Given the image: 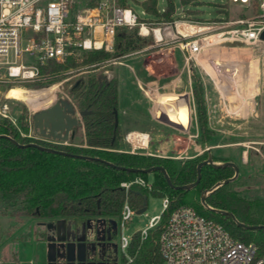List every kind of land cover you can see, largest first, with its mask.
<instances>
[{"label": "trees", "instance_id": "trees-1", "mask_svg": "<svg viewBox=\"0 0 264 264\" xmlns=\"http://www.w3.org/2000/svg\"><path fill=\"white\" fill-rule=\"evenodd\" d=\"M98 1L85 0L89 7H95ZM158 1L144 0L136 1V3L140 4L144 12L154 16L157 21H173L176 13L174 2L168 0L166 8H163L164 11L161 12L158 8ZM190 1L192 0H181V5L184 6ZM122 5L130 6L129 0H122ZM186 17L199 22L205 21L200 10L187 11ZM142 40L143 37L139 35L138 29L119 28L114 52L98 50L83 53L80 60L69 58L63 64L52 60L43 64L39 62L37 64L38 79L29 85L48 86L59 81L62 75L71 69L76 70L132 53L139 50ZM193 84L201 142L208 144L215 132L208 127L204 87L200 78L196 76L193 77ZM70 94L79 111L87 112L83 116L86 147L52 144L24 137L21 129L28 131V124L22 122L24 117L20 119L21 128L16 127L9 118L2 117L0 134H6L20 144L34 142L73 154L99 157L118 167L148 169L162 166L166 169L172 183L177 186L196 181L197 167L208 154L188 160H179L133 154L122 150L121 131L119 126L115 127V111H118V80L116 78H107L102 73L88 74L74 84ZM216 161L228 160L216 159ZM234 174L235 171L231 167L215 168L207 164L202 167L200 182L189 191L170 188L159 171L150 174L153 177L152 190L139 186L132 187L127 198L135 211L142 207L143 197H146L149 192L156 197L169 198L170 206L162 214L161 223L150 230L145 239L141 238V231L133 235L128 248V254L133 258L130 264L162 263L158 244L159 236L166 226L170 213L182 206L193 207L200 214L221 223L234 238L246 244H255L258 257L264 256V228L244 229L229 216L204 208L200 196L197 197L218 182L233 177ZM137 177L149 180L148 174L131 173L112 168L101 162L74 159L32 147L22 148L6 138H1L0 219H30L39 224L67 219L77 221L107 219L109 224L106 225L105 233H111L115 228L110 221L120 218L126 200V191L120 185L122 182L132 181ZM227 187L228 184L220 186L210 193L206 198L207 204L215 209L233 212L236 218L245 224L264 225V214L255 216L251 212V204L235 198L227 192ZM6 235H9V232ZM34 235L38 241H46L48 231L38 230L34 232ZM104 238L108 241L111 236L106 235Z\"/></svg>", "mask_w": 264, "mask_h": 264}, {"label": "built area", "instance_id": "built-area-1", "mask_svg": "<svg viewBox=\"0 0 264 264\" xmlns=\"http://www.w3.org/2000/svg\"><path fill=\"white\" fill-rule=\"evenodd\" d=\"M233 6L246 10L247 14L232 21H195L184 15L173 21L141 19L122 0H99L95 7L80 6L79 0H0V69L10 82H34L38 79L37 64L55 61L65 63L69 58L80 60L83 53L104 50L114 52L119 28L138 29L139 35L151 37L154 46L176 44L187 52V60L194 61L203 50L221 43L254 45L260 42L264 32V0H226ZM164 9L161 10L163 12ZM176 15V13H175ZM180 25L202 26L205 30L187 33ZM146 29V33H144ZM212 37H218L210 41ZM121 56L107 61L69 70L71 74H82L89 70H101L106 64H116ZM109 75L108 69L104 70ZM0 115L10 119L9 107L5 103ZM11 120V119H10ZM125 140L133 154L138 149ZM28 137V136H27ZM52 144L69 145L37 137H29ZM145 155V154H144ZM154 155L155 154H148ZM126 191L121 216L116 220L120 252L130 264L128 255L131 239L124 232L133 220L136 211L128 202V192L134 186L152 190L153 183L142 177L122 182ZM169 198H163V212L169 209ZM161 215L150 219L141 231L145 239L148 232L161 223ZM161 264H264V256H257V246L234 238L221 223L200 214L195 208L182 206L172 211L158 239Z\"/></svg>", "mask_w": 264, "mask_h": 264}, {"label": "rangeland", "instance_id": "rangeland-1", "mask_svg": "<svg viewBox=\"0 0 264 264\" xmlns=\"http://www.w3.org/2000/svg\"><path fill=\"white\" fill-rule=\"evenodd\" d=\"M136 1L129 0V5L141 19H156L154 16L145 13L143 7L137 4ZM172 1L176 7V18H183L184 15L187 14V11L190 10H200L203 20L209 23L219 20L232 21L247 14L246 10L238 6H233L226 0H192L184 6L181 5V0ZM78 4L80 6L84 5L85 0H79ZM167 4L168 0H159L158 8L162 10L166 8ZM150 39L152 40V38ZM150 39H148V44L151 42ZM146 45L147 42L142 40L141 47ZM157 49H150L143 53L126 57L123 59V63L116 67L114 64H106L101 70H89L82 74L78 72L71 74L66 71L59 81L48 86L29 85L32 82H10L5 77V69H0V109L3 104L7 103L10 105L11 109L15 110V112H19V118L17 120L18 127L21 128L20 119L22 117L25 118L22 122L28 124L27 132L21 129L22 136H28V138L30 136L33 137L32 113L53 105L59 98H69L70 101L75 104L70 90L80 78L86 77L88 74L102 73L105 75L104 70L108 69L109 71H113L115 67L120 94L119 119L123 120L127 116L130 121L129 123L134 125L136 122L132 117L135 115L133 98L135 96H140V80H145L143 68L144 56H148V59L152 62H157L160 55H151V53ZM176 60L180 64L179 66H182L184 63L182 57L177 56ZM191 64L193 67L195 64H199L196 65L197 67H195V69L198 76H203V78L206 79L208 91L212 93H209V95H212L214 99L222 98L223 101L225 100L224 102L227 103L230 113L223 120L228 122L229 128L225 132L215 133L211 142L208 144L201 142V133L195 131L193 127L190 133L166 132L160 135V133L152 132V140L160 147V149H158L159 151L156 152L154 147H152L153 145L149 143L148 149H138L136 152H141L145 155L156 154L157 156L159 155V157L179 160H188L208 154L205 160H207L210 155L215 162H218L216 159H227L228 161L234 162L241 173L246 169H251L255 172L256 167H263L264 165L262 163L264 162L262 159L257 161L260 166H254L252 164L254 160L257 159L258 155H264V42L254 45L241 43H221L212 45L205 48V51L196 61L192 60ZM200 65H202L210 75L207 74L202 67H199ZM112 76L113 73L111 72L107 75V78L115 77ZM257 77L260 78L261 85V92L256 100L258 112L253 108L251 104L252 100L249 104L244 105V110H240L239 108L233 110V104H238L239 106L238 99L240 97V90H235L236 85L242 84L246 88L245 93L248 92V89L254 93L257 87ZM216 86L219 87V91L214 90ZM211 88L214 91H212ZM17 91H24L27 93L33 92L32 103L28 104L19 100L17 98ZM229 91L232 95L231 101L229 100L228 102L227 94ZM246 97L247 95L245 98ZM12 116L15 117L13 113ZM1 118L2 116L0 115V120ZM213 120L220 123V117L213 118ZM238 125H244L245 127L237 128ZM78 135L81 136V132L78 133ZM121 136L122 150H131L130 145L125 140L126 134L121 133ZM80 142L81 141L78 143ZM242 143H244V147ZM79 145L80 144L77 146ZM83 146L86 147L87 145L84 144ZM243 150H245L244 160H246L248 155L249 165L243 164ZM247 151H249V154ZM243 176L246 177L241 179L237 178L229 183L227 192L239 200L248 201L251 204V212L255 216L261 213L264 214V178L258 174L248 177L247 175ZM149 181L153 182L152 175H149ZM202 194L203 193L197 197L200 196L201 198ZM146 198V212L144 214L135 213L133 220L128 224L124 232L130 238L133 237L136 232L145 229L149 225L152 217L161 215L163 212V197H156L149 192ZM16 220L10 218L0 219V264H48L47 243L45 244L42 241L36 240L34 232L38 230L48 231L47 224L53 222L39 224L37 221L30 219ZM99 223L100 222H98V224ZM92 224L93 223H90L87 227V240L89 242H95L96 244L94 258L102 264L126 263L127 259L120 252L118 246L119 235H116V237L106 243L98 242L96 236L97 228L95 227L94 229ZM7 232H9V235H6ZM50 233L52 234V232ZM17 255L20 262L14 258Z\"/></svg>", "mask_w": 264, "mask_h": 264}, {"label": "crops", "instance_id": "crops-1", "mask_svg": "<svg viewBox=\"0 0 264 264\" xmlns=\"http://www.w3.org/2000/svg\"><path fill=\"white\" fill-rule=\"evenodd\" d=\"M142 37H143V41L147 42V45L144 47L142 46L140 47L139 50H136L127 55H120L121 59L116 64H114V66L116 67L117 65L122 64L123 59H125L126 57L137 55L138 53H143L147 50L154 48L155 49L159 48V49L153 51L151 55L159 54L160 57H158L157 62H152L148 59V56H144L145 58L143 60V68H144L145 80H140V88H139L141 93L140 96H135L133 98L134 106H135L134 109L135 115L132 117L134 118V121L137 123V125L136 123L134 125H131L129 123L130 121L127 116L123 120L119 119L120 94H119V82H118V124H119L118 126L120 128L121 133L124 134L130 133L129 141L132 143L134 147L148 148L149 145L152 144L153 145L152 147H154L156 152H158L159 151L158 149H160V147L157 146L155 142H153L151 136L152 132H156L158 134L160 133V135L166 132L190 133L192 127L193 129H195V131L200 132V127L197 119L196 102L193 93L194 76L200 78L204 87V99L206 102L209 129L215 133L227 131V129L229 128V124L228 122L223 120L230 113L228 110L227 103L224 102L225 100L223 101L222 98L214 99L212 95L211 96L209 95L210 92L208 91V84L206 82V79L203 78V76H198V73L196 72L195 69V67H197L196 65L199 64H195V66L193 67L191 61L189 62L187 60V52L181 50L179 47H177L176 44L167 45V46H154L153 41L150 39L151 37H146V36H142ZM148 39L151 40L150 44H148ZM204 51L205 49L203 50V52ZM177 56L182 57V60H184L182 66H179L180 64L176 60ZM115 67L113 71H110V73L112 72L113 76H115L112 77L118 80L117 75L115 74ZM199 67L203 68L202 65H200ZM205 72L210 75V73H208L206 70ZM256 84L257 87L254 93L250 89H248V92L245 93L246 88L242 84L236 85L235 90L236 91L237 89L240 90V94H239L240 97L238 99L239 106L238 104L237 105L233 104V108H234L233 110H236L238 108L240 110H244V105L249 104V102L252 100L251 104L253 105L254 110L258 112L256 107V100L261 92L260 78L258 77ZM217 86L214 89L215 91L216 90L219 91V87ZM227 95H228L227 99L229 102V100L231 101L232 93H230L229 91ZM246 95L247 97L245 98ZM8 107H9L10 119L15 124V126L18 127L17 120L19 118V112L17 111L15 112V110L11 109L9 104ZM11 112L15 117L12 116ZM218 117H220V123H217L213 120V118H218ZM238 127H245V126L238 125L237 128ZM80 132L82 134L81 136L78 135V133ZM79 141L81 142L78 143ZM77 143L80 144L79 146H83L84 144L86 145L85 130L83 127V123L77 129L74 139L68 142L69 145H73V146H77L78 145ZM242 146L244 147V143H242ZM247 152L249 154V151ZM244 153L245 150H243V164L249 165L248 155L246 160H244ZM259 159H262L264 162V155H260V156L258 155L257 159L254 160L252 165L260 166V164H258L257 162L259 161ZM218 163H222V162H218ZM262 164L264 165V163ZM254 174L256 175L258 174L264 178V166L263 167L260 166L258 168L256 167L255 172H253L251 169H246L242 173L239 171V175H238L239 177L237 178L241 179L243 177L244 178L246 177L243 175H247L248 177ZM101 220H105L106 223L109 224L107 219H101ZM66 223L67 224L65 225L66 226L65 229H63L60 232L61 236L66 234L68 235L69 227H71V229L74 231L76 229H81L80 226H82V224L88 227L90 223H93L92 225L94 227H97V229L100 231L99 238H103L106 236L105 233L106 225H103L101 222L98 224L97 219H90L88 221H77L75 219H67ZM48 235H51V233ZM81 235L83 236L82 232ZM42 242H44L45 244L47 243L46 241H42ZM14 258L20 262L18 255L15 256Z\"/></svg>", "mask_w": 264, "mask_h": 264}, {"label": "water", "instance_id": "water-1", "mask_svg": "<svg viewBox=\"0 0 264 264\" xmlns=\"http://www.w3.org/2000/svg\"><path fill=\"white\" fill-rule=\"evenodd\" d=\"M261 40L264 41V32L260 36ZM86 111H79L77 107L70 101L68 98H59L56 102L41 110L35 111L31 116V121L33 125L34 134L42 139L58 141L61 143H68L70 140H73L77 129L82 125V118L86 114ZM118 111H115V127H118ZM6 138L10 140L16 146L22 148H36L48 153L64 155L66 157H71L74 159H82L87 161H96L104 163L112 168H119L123 171H128L131 173H144V174H152L155 171H159L163 174L168 186L175 190H192L194 189L201 180V171L204 165H212L215 168H223V167H231L234 169L235 174L233 177L226 179L224 181L218 182L209 190H206L201 195V204L204 208L216 212L218 214H222L225 216H229L238 226L244 229H261L264 228V225H249L239 221L235 214L231 211L215 209L209 206L206 202L207 196L212 193L215 189L220 186L227 185L234 180L237 179L239 175L238 166L231 161H226L222 163L215 162L210 155L207 160H203L199 163L197 167V179L196 181L186 184V185H174L166 171V169L162 166H154L148 169H137V168H127V167H118L117 165L103 160L99 157L87 156L82 154H73L70 152L58 150L51 147H45L38 143H27L20 144L14 138L6 135L0 134V139ZM137 194H140L137 192ZM147 210V198L143 197V205L136 211V214H144ZM97 222H101L103 225H107L105 220H97ZM113 223V227L116 228V222L110 221ZM66 220H59L53 223L47 224L48 233L52 232L51 235L47 237V247H48V264H89L88 260L90 258H94L96 252V244L95 242H89L87 240V226L82 224V229L72 230L71 227L68 228V235H60V232L65 229ZM95 229V227L93 226ZM97 228V227H96ZM81 232L83 236L81 235ZM97 241L101 243H106L108 241L105 238H99L100 231L96 230ZM82 236V237H81ZM62 261V262H61ZM100 264V263H98Z\"/></svg>", "mask_w": 264, "mask_h": 264}, {"label": "bare ground", "instance_id": "bare-ground-1", "mask_svg": "<svg viewBox=\"0 0 264 264\" xmlns=\"http://www.w3.org/2000/svg\"><path fill=\"white\" fill-rule=\"evenodd\" d=\"M179 30L183 31V32H187V33H193L194 31H202V30H205V29L202 26L190 27V26H187V25H180L179 24ZM146 32H147L146 29H144V33H146ZM217 38L218 37H212L209 40L213 41V40H216ZM33 95H34L33 92L27 93V92H24V91H17V98L19 100L23 101V102L28 103V104L32 103Z\"/></svg>", "mask_w": 264, "mask_h": 264}, {"label": "flooded vegetation", "instance_id": "flooded-vegetation-1", "mask_svg": "<svg viewBox=\"0 0 264 264\" xmlns=\"http://www.w3.org/2000/svg\"><path fill=\"white\" fill-rule=\"evenodd\" d=\"M105 76H106V75H105ZM106 77H107V76H106ZM106 235L109 236V237L111 236V240H112L114 237H116L117 232H116V230L114 229L113 232H111V233H110V232H109V233L106 232ZM61 262H62V261H61ZM88 263H89V264H98V263H100V262H98L95 258H90V260H88ZM100 264H102V263H100Z\"/></svg>", "mask_w": 264, "mask_h": 264}]
</instances>
